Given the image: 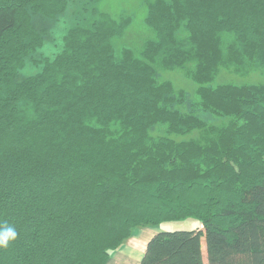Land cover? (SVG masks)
I'll return each mask as SVG.
<instances>
[{
  "label": "trees",
  "instance_id": "1",
  "mask_svg": "<svg viewBox=\"0 0 264 264\" xmlns=\"http://www.w3.org/2000/svg\"><path fill=\"white\" fill-rule=\"evenodd\" d=\"M100 1L0 0V264H105L185 219L130 264H264V80L210 84L264 77V0H141L149 34L121 47L130 17Z\"/></svg>",
  "mask_w": 264,
  "mask_h": 264
},
{
  "label": "rangeland",
  "instance_id": "2",
  "mask_svg": "<svg viewBox=\"0 0 264 264\" xmlns=\"http://www.w3.org/2000/svg\"><path fill=\"white\" fill-rule=\"evenodd\" d=\"M99 6L101 9L105 10L112 16L118 17L120 15H123L125 17H130L129 20L130 22L125 28L123 34L117 39H115L116 46L121 47L125 45L126 46L141 45L142 41L149 34V30L144 24V16L146 9L142 4L141 0H101ZM68 16H69V12L65 13L62 16L61 19L62 24L67 23ZM70 19H71V15H70ZM69 24H71L70 21ZM37 70L38 68H33L26 65L22 70H20V75L22 76V75L35 73ZM163 77L170 79L176 87H181L187 90L188 94L190 96H193L197 84L193 80L183 76V74L179 70L177 69L168 70L163 74ZM263 80L264 77L259 71H254L245 75H240L228 69L220 68L218 74L216 75L214 80L210 82V84L215 85L219 83H228V82L238 83V84L259 83V82H263ZM151 227L153 229L149 232L151 233L154 231V233H156L161 230L190 229L192 227L193 228L199 227V225L193 223L191 219H185V220L164 222L162 224ZM136 228L132 230L131 235L124 241V243L133 235L134 230H136ZM202 245H203L202 248L204 250L205 249L204 238H202ZM112 253H110L109 258L111 257ZM203 253L205 255V251H203ZM204 261L206 263L205 257H204Z\"/></svg>",
  "mask_w": 264,
  "mask_h": 264
},
{
  "label": "crops",
  "instance_id": "3",
  "mask_svg": "<svg viewBox=\"0 0 264 264\" xmlns=\"http://www.w3.org/2000/svg\"><path fill=\"white\" fill-rule=\"evenodd\" d=\"M151 226L138 227L133 235L117 250H115L106 264H130L138 262L145 251L149 238L155 234Z\"/></svg>",
  "mask_w": 264,
  "mask_h": 264
},
{
  "label": "clouds",
  "instance_id": "4",
  "mask_svg": "<svg viewBox=\"0 0 264 264\" xmlns=\"http://www.w3.org/2000/svg\"><path fill=\"white\" fill-rule=\"evenodd\" d=\"M18 233L14 226L0 227V249H7L17 239Z\"/></svg>",
  "mask_w": 264,
  "mask_h": 264
}]
</instances>
